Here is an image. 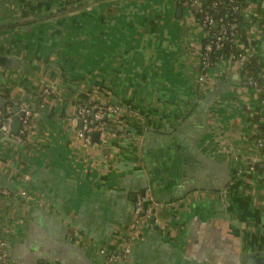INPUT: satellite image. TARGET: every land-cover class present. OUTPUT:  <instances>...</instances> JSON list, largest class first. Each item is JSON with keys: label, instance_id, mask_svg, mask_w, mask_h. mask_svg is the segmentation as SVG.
Listing matches in <instances>:
<instances>
[{"label": "crops", "instance_id": "0c3cea01", "mask_svg": "<svg viewBox=\"0 0 264 264\" xmlns=\"http://www.w3.org/2000/svg\"><path fill=\"white\" fill-rule=\"evenodd\" d=\"M244 21L258 82L225 57L200 84L205 35L180 0H0V56L17 64L0 68V112L30 115L25 133L0 132L12 264L264 257V185L246 167L264 125V2ZM78 102L122 108L107 150L76 139ZM147 195L162 206L136 226Z\"/></svg>", "mask_w": 264, "mask_h": 264}, {"label": "built area", "instance_id": "2783aa9c", "mask_svg": "<svg viewBox=\"0 0 264 264\" xmlns=\"http://www.w3.org/2000/svg\"><path fill=\"white\" fill-rule=\"evenodd\" d=\"M191 12L194 23L198 25L204 32L206 39L209 40L201 47V52L199 56L200 65V76L199 83L204 84V82L209 77V73L216 67L217 63L210 61V54L217 53L222 50L225 43L227 44H237L239 48V53L237 55L229 54L228 59L235 61L240 66V69L245 77L248 85L253 86L256 84L254 78L245 66L249 63L251 54L248 50L241 47V44L237 42L238 31L236 26L230 23H225L222 19L214 20L213 12L217 10L219 2L213 1L210 5L204 8V3L202 0H186L184 4ZM211 10L212 13L207 11ZM234 11H237V7H233ZM194 13L198 14L200 17L195 19ZM218 27L215 33L212 32L211 28ZM241 48V49H240ZM75 114L76 119L80 122V126L76 131V139L79 141L83 148L101 150V152L107 150L108 148V130L109 124L112 120L116 119L121 113V107L117 105H100L98 103H82L78 102L75 104ZM9 108L5 111L0 112L1 116H6L3 121H0V132L4 135L9 134L12 120L8 117ZM21 121L20 134L25 133L30 128V115L25 112ZM255 146L258 149V160L256 163H247V169L251 172L256 170L255 165L261 168V172L258 173V179L261 184L264 185V128L258 132L255 139ZM0 195H8L5 190H0ZM21 196H25V192L20 193ZM145 202H149V205H145ZM162 205L153 201L149 195L137 197L133 209L132 215L134 217L135 225L149 218L155 208L161 207ZM103 257H106L104 250L100 251ZM117 258L113 255H109L106 259L107 262H115ZM0 264H9L8 260V250L7 244L2 237L0 230Z\"/></svg>", "mask_w": 264, "mask_h": 264}, {"label": "trees", "instance_id": "16d2710c", "mask_svg": "<svg viewBox=\"0 0 264 264\" xmlns=\"http://www.w3.org/2000/svg\"><path fill=\"white\" fill-rule=\"evenodd\" d=\"M213 1L219 2V5L217 6V10H215V12H213L212 15L214 20L217 21L219 19H222L225 23H230L232 25H235L236 30L238 31L237 42L241 44L242 48L246 49L247 41H246V31H245L246 27L244 21V10L247 7L248 2H250L251 0H202V2L205 5L204 8L210 5ZM258 1L264 2V0H258ZM185 2L186 0H180V5L185 4ZM233 7H237L238 10L237 11L232 10ZM207 11L210 12V14L212 13L211 10L207 9ZM194 17L195 19H198L200 16L194 13ZM2 28H5V26H3ZM217 28H218L217 26L215 28H211L212 32L214 31L213 33H215ZM209 38L208 39L204 38L201 42V45L203 46L205 43H207ZM238 53H239V48L237 44L225 43L222 50H220L217 53L210 54L209 58L210 61H212L213 63H217L221 58L228 57L229 54L237 55ZM245 68L248 70L250 75L253 76L255 82L256 81L258 82V79L254 71V65L251 60L245 66ZM2 117L3 115L1 116V118ZM263 128L264 125L260 126V130H262ZM254 168L258 173L261 172V168L259 166L255 165ZM8 260H9V264H12L9 257Z\"/></svg>", "mask_w": 264, "mask_h": 264}, {"label": "water", "instance_id": "95a60500", "mask_svg": "<svg viewBox=\"0 0 264 264\" xmlns=\"http://www.w3.org/2000/svg\"><path fill=\"white\" fill-rule=\"evenodd\" d=\"M180 11V10H179ZM17 64L12 58L0 56V68H11L15 67ZM5 106V102H0V109H3ZM13 113L15 114L13 118L12 124V133L17 134L21 127L20 117H23L25 112H21L18 108V105L15 104L13 108ZM78 121V120H77ZM78 126H80V122L78 121ZM249 264H264V257H253L249 258Z\"/></svg>", "mask_w": 264, "mask_h": 264}]
</instances>
